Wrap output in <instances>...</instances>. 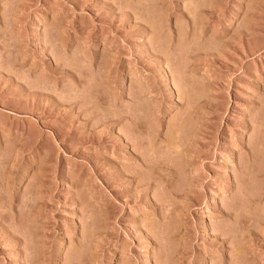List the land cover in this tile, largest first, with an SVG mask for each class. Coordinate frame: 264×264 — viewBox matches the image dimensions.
Returning <instances> with one entry per match:
<instances>
[{
	"label": "rangeland",
	"instance_id": "obj_1",
	"mask_svg": "<svg viewBox=\"0 0 264 264\" xmlns=\"http://www.w3.org/2000/svg\"><path fill=\"white\" fill-rule=\"evenodd\" d=\"M0 264H264V0H0Z\"/></svg>",
	"mask_w": 264,
	"mask_h": 264
}]
</instances>
